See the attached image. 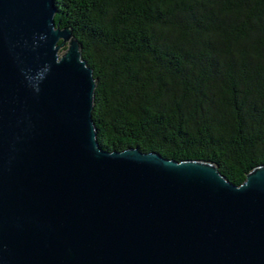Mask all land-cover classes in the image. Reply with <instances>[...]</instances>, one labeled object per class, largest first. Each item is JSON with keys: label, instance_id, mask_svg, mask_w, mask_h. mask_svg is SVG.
Wrapping results in <instances>:
<instances>
[{"label": "water", "instance_id": "obj_1", "mask_svg": "<svg viewBox=\"0 0 264 264\" xmlns=\"http://www.w3.org/2000/svg\"><path fill=\"white\" fill-rule=\"evenodd\" d=\"M54 12L0 0V264H264V165L234 186L100 149L95 80Z\"/></svg>", "mask_w": 264, "mask_h": 264}, {"label": "trees", "instance_id": "obj_2", "mask_svg": "<svg viewBox=\"0 0 264 264\" xmlns=\"http://www.w3.org/2000/svg\"><path fill=\"white\" fill-rule=\"evenodd\" d=\"M95 80L100 149L264 165V0H53Z\"/></svg>", "mask_w": 264, "mask_h": 264}, {"label": "rangeland", "instance_id": "obj_3", "mask_svg": "<svg viewBox=\"0 0 264 264\" xmlns=\"http://www.w3.org/2000/svg\"><path fill=\"white\" fill-rule=\"evenodd\" d=\"M65 48H66V45H64L63 47H61V48L59 49V51H58V55H59V56L63 53V51L65 50Z\"/></svg>", "mask_w": 264, "mask_h": 264}]
</instances>
